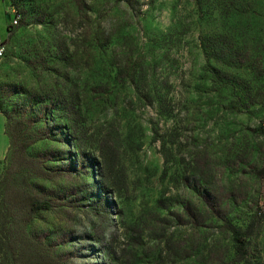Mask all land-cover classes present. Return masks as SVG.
I'll return each mask as SVG.
<instances>
[{"label":"rangeland","instance_id":"obj_1","mask_svg":"<svg viewBox=\"0 0 264 264\" xmlns=\"http://www.w3.org/2000/svg\"><path fill=\"white\" fill-rule=\"evenodd\" d=\"M7 1L0 160L8 115L53 199L16 264H264V0Z\"/></svg>","mask_w":264,"mask_h":264},{"label":"trees","instance_id":"obj_2","mask_svg":"<svg viewBox=\"0 0 264 264\" xmlns=\"http://www.w3.org/2000/svg\"><path fill=\"white\" fill-rule=\"evenodd\" d=\"M210 5H208L206 17L209 25L212 24L214 14ZM198 37L202 42L201 34ZM234 41L237 43L235 39L228 38L225 40L226 46L222 48L233 47ZM236 50L234 48V54L230 56L234 62H237ZM6 118L5 132L10 142L7 153L0 160V264H16L17 245L23 241L20 226H25L27 223L26 217L24 219L22 217L24 214L32 216L37 212L52 209L53 199L51 195L45 193L46 191H42L44 194L41 195L32 192L33 187L45 188L36 183L42 179L36 173L39 165L30 159L26 144L24 147L21 143L16 142V138L10 129V118L8 115ZM261 128L264 131V123ZM228 226L234 234L233 239L237 243L238 250L243 249L244 241L240 238L241 229L233 225Z\"/></svg>","mask_w":264,"mask_h":264},{"label":"crops","instance_id":"obj_3","mask_svg":"<svg viewBox=\"0 0 264 264\" xmlns=\"http://www.w3.org/2000/svg\"><path fill=\"white\" fill-rule=\"evenodd\" d=\"M8 1L0 0V36L4 37L7 32V20H6V11H7ZM2 123L0 122V158L3 155L4 147H5V138L2 132Z\"/></svg>","mask_w":264,"mask_h":264},{"label":"built area","instance_id":"obj_4","mask_svg":"<svg viewBox=\"0 0 264 264\" xmlns=\"http://www.w3.org/2000/svg\"><path fill=\"white\" fill-rule=\"evenodd\" d=\"M12 20H10L9 22V26H13L16 24V16L15 15H11ZM5 55V43H4V39L0 36V56H4Z\"/></svg>","mask_w":264,"mask_h":264},{"label":"bare ground","instance_id":"obj_5","mask_svg":"<svg viewBox=\"0 0 264 264\" xmlns=\"http://www.w3.org/2000/svg\"><path fill=\"white\" fill-rule=\"evenodd\" d=\"M1 57V56H0Z\"/></svg>","mask_w":264,"mask_h":264}]
</instances>
